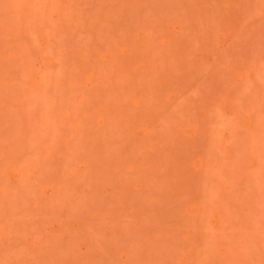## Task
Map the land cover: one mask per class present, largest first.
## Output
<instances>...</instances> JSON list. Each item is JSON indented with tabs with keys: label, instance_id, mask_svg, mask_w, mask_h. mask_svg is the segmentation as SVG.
<instances>
[{
	"label": "rangeland",
	"instance_id": "1",
	"mask_svg": "<svg viewBox=\"0 0 264 264\" xmlns=\"http://www.w3.org/2000/svg\"><path fill=\"white\" fill-rule=\"evenodd\" d=\"M0 264H264V0H0Z\"/></svg>",
	"mask_w": 264,
	"mask_h": 264
}]
</instances>
